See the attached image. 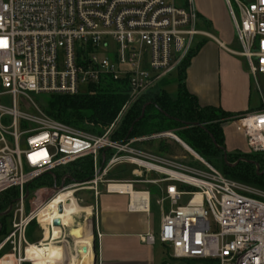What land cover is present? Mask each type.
<instances>
[{
    "label": "built area",
    "instance_id": "built-area-1",
    "mask_svg": "<svg viewBox=\"0 0 264 264\" xmlns=\"http://www.w3.org/2000/svg\"><path fill=\"white\" fill-rule=\"evenodd\" d=\"M226 0L241 51L252 77L264 75V0ZM196 0H0V196L17 189L18 200L11 212L12 231L0 245L10 251L0 261L34 264L27 258L31 244L26 239L39 210L60 193L73 191L92 195L91 215L75 218V226L91 220L87 231L92 246L77 244L69 228L61 223L60 245L69 264L73 256L92 252L98 264L95 229L97 200L112 184H126L136 195L132 210L148 212L156 190L162 215L157 236L142 241H159L178 260H205L213 264H264V190L225 176L204 160L173 131L126 140L113 139L124 116L142 97L155 92L196 49L199 37L223 44L200 29ZM125 81L128 100L105 133L95 135L60 123L40 110L32 95L77 96L105 80ZM262 109L233 120L251 154L264 156V94L258 83ZM33 110V111H31ZM174 141L184 148L193 163L182 162L142 149L138 144ZM91 157L93 179L83 184L55 187L50 200L26 214L25 187L47 173ZM130 166L131 179H110L118 166ZM188 199L182 205L184 199ZM63 205V204H62ZM84 217L83 222L77 221ZM94 217V218H93ZM55 221V220H54ZM54 221L48 225L53 233ZM78 245V246H77ZM82 245V246H81ZM90 250V251H89Z\"/></svg>",
    "mask_w": 264,
    "mask_h": 264
},
{
    "label": "trees",
    "instance_id": "trees-1",
    "mask_svg": "<svg viewBox=\"0 0 264 264\" xmlns=\"http://www.w3.org/2000/svg\"><path fill=\"white\" fill-rule=\"evenodd\" d=\"M196 52L197 49L189 55L175 76L177 97L172 98L166 90L172 83L162 81L155 92L142 97L131 107L113 139L124 142L160 132L177 131L180 133L178 137L184 143L212 165L214 159L223 155L222 172L225 176L264 190V156L241 152L231 155L226 151L224 126L229 120L241 114L233 115L216 107H201L198 98L186 87L187 70ZM127 93L128 86L125 81L115 82L106 79L99 85L91 86L87 94L46 96L44 111L60 123L79 130H84L86 127L85 131L89 130L91 134L101 135L102 129L114 122L127 103ZM86 123L93 127L87 128ZM138 146L164 156H173L176 149L166 141H144ZM65 167L64 171L56 172L58 168L34 180L25 187V192L29 193L37 188L59 187L63 178H67L66 185L83 184L93 179L94 164L91 157L79 159ZM124 175L131 177L128 170ZM109 178L119 180L114 178L112 173ZM18 197L17 189L1 195L0 214L13 206ZM9 216L10 214L4 213L1 219L5 220ZM5 226L0 221V238L5 234ZM32 226L37 227L36 222L30 224L29 229Z\"/></svg>",
    "mask_w": 264,
    "mask_h": 264
},
{
    "label": "crops",
    "instance_id": "crops-1",
    "mask_svg": "<svg viewBox=\"0 0 264 264\" xmlns=\"http://www.w3.org/2000/svg\"><path fill=\"white\" fill-rule=\"evenodd\" d=\"M197 7L201 16L200 29L214 31L213 36L223 47L213 40L198 38L197 52L187 70L188 91L198 98L201 107L221 108L233 115L258 112L262 109V100L260 98L259 107L253 105L250 69L244 58L230 52L239 53L240 50L234 47L236 32L226 7L221 3L219 10H215L205 2L197 3ZM225 136L227 152H246V143L241 149L235 144L229 145L227 134ZM147 189L154 193L148 212L132 210L133 201L126 192L133 197L148 198L147 194L136 195L132 187L114 185L110 190L122 193L103 191L99 196L95 209V229L102 236L97 241L98 264H166L171 254L169 248L159 241L154 245L142 241L147 234L157 236L162 224V215L158 218L153 214L152 199L155 198L156 203V190ZM185 261L190 264H213L205 260ZM3 264L14 263L10 259L9 262L3 261Z\"/></svg>",
    "mask_w": 264,
    "mask_h": 264
},
{
    "label": "rangeland",
    "instance_id": "rangeland-1",
    "mask_svg": "<svg viewBox=\"0 0 264 264\" xmlns=\"http://www.w3.org/2000/svg\"><path fill=\"white\" fill-rule=\"evenodd\" d=\"M240 1L241 2H247V0H240ZM196 2L198 4H200V3L202 4L203 2H205L211 8H214L215 10H219V8L221 7V3H222L226 7V9H227V11L229 13L228 4H227L226 0H196ZM231 2H232L233 9L235 11V14H236L237 18L240 19V13H239V9H238V6H237L236 2L234 0H231ZM207 31L209 33H211V35H215V32L214 31H212V30H207ZM208 40L211 41L212 39H208ZM234 43H235L234 47H236V49H238V50L241 51V47H240V44H239V39H238V37H237L236 34L234 35ZM175 76L176 75H172V76H170V77H168L166 79V81H168L169 83H172L166 89L167 92L170 94V96L172 98H176L177 97V84L174 81ZM257 83H258V85L260 87V90L264 94V75L259 74L257 76ZM257 83H256V81L254 80V77H253L252 80H251L252 93H253V105L259 107L260 104H261V100H260V95L258 93V87L256 85ZM32 99H33L34 103L36 104V106L40 110H42V111L45 110L46 103H47V99H46V96L45 95H39V96L32 95ZM31 111H33V110H31ZM86 126H87V128L88 127H93L92 125H90L88 123H86ZM226 127H225L226 128L225 133L227 134V141L229 142V145L235 144L236 146H238V147H240L242 149L244 147V143L245 142H244V139L242 137V134L240 133V131L238 129L237 124L233 120H229L228 121V124L226 125ZM107 128L108 127H105V128L102 129V134L105 133V131H106ZM85 129H86V127H85ZM85 129L84 130H80V131L85 132V133H89V130L85 131ZM174 133H175V135L180 136L179 135L180 134L179 132L174 131ZM166 142H167V144L171 145L174 149L176 148L175 149V154L173 156H170V157L177 158V159H179L182 162L193 163V159L189 156V154L187 153V151L184 148L180 147V145L178 147L177 143H175L174 141H168L167 140ZM175 146H177V147H175ZM149 151H151V150H149ZM226 151H227V149H226ZM238 152L243 153L242 150H240V151L236 150V151L228 152V153L231 154V155H234V154H237ZM245 153H250V151H249V149H248L247 146H246V152ZM213 163H214V165L216 166V168L218 170H220L221 172L223 171V166H224V157H223V155L219 156L217 159H214L213 160ZM65 168L66 167H61L56 172L64 171ZM126 170H128V173L130 174L131 171L133 170V168L132 167L131 168H128L125 165L124 166H118V167H116L112 171V174H113L114 178H117L119 180H129V179H131V177L124 175V172ZM69 185H72V184H69ZM54 193H55V186L52 187V188H50V187L49 188H47V187L37 188V189H34V190L30 191L29 193H27L28 198L25 201L26 214H28L32 209L33 210L39 209L42 205H44L48 200H50L52 198V196L54 195ZM153 196H154V193H153ZM76 197L79 198V199L82 198V201L83 202H82V204H80V206L82 208H89V207H91V205L93 203V201H91V199L93 200V198H92V195L90 194V192H88V191L79 192L76 195ZM187 201H188V199L185 198L182 201L181 204L182 205H185L187 203ZM152 205H153V214L155 216H158V218H160L161 217V211H160L159 207L156 206L155 198L152 199ZM13 208H14V205L11 206L10 208L6 209L4 212H2V214H0V221L3 222L6 225L5 226V234H4V236H2L0 238V245L3 243V241L5 240V238L12 231V225H13L14 215L11 212V209H13ZM4 213L5 214H10V216L8 218H6L5 220L4 219H1L2 216L4 215ZM83 219H84V217H82L81 220L80 219L79 220L77 219V221L83 222L84 221ZM94 222H95V218H94ZM27 231L28 232L26 234V239L31 244H35V243H37V241H40L41 242L43 240V238H44L43 231L38 226L37 227L32 226ZM9 251H10V248L9 247H6L2 251V256H0V261L2 260V257L5 254H8L9 253ZM170 253H171L170 256L167 257V259H166V264H190V263H188L185 260H178V259L173 258V255H172L171 250H170Z\"/></svg>",
    "mask_w": 264,
    "mask_h": 264
},
{
    "label": "bare ground",
    "instance_id": "bare-ground-1",
    "mask_svg": "<svg viewBox=\"0 0 264 264\" xmlns=\"http://www.w3.org/2000/svg\"><path fill=\"white\" fill-rule=\"evenodd\" d=\"M114 185L128 186L126 184H112L111 186ZM137 197L139 196L134 198ZM145 199L147 200V198ZM60 206H63L62 213L59 212ZM83 213H86L88 217L91 215V210L90 208H82L78 205L74 198L73 191L60 193L51 203L41 208L38 213V220L45 230L44 240L40 246L30 245V247H28V260H31L34 264H55L57 262L64 263L66 261L68 256L65 252V248L60 246L63 242L57 241L60 239L62 233L61 228L55 227L53 233H51L48 228V225L56 219H59L64 227L69 228L70 234L75 238L78 245L82 244L85 248L91 247L93 238L90 236V233L87 234V231L91 227V220L88 218L86 219L85 225L75 226L76 216H80ZM81 254V259L73 256L69 264H93L94 257L91 251L89 253L82 251Z\"/></svg>",
    "mask_w": 264,
    "mask_h": 264
},
{
    "label": "water",
    "instance_id": "water-1",
    "mask_svg": "<svg viewBox=\"0 0 264 264\" xmlns=\"http://www.w3.org/2000/svg\"><path fill=\"white\" fill-rule=\"evenodd\" d=\"M224 127H226V125H225ZM59 212H60V213L63 212V206H60V207H59ZM54 225H55L56 227H60V225H61L60 220H59V219H56V220L54 221Z\"/></svg>",
    "mask_w": 264,
    "mask_h": 264
}]
</instances>
